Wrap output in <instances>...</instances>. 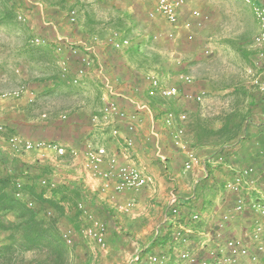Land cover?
Masks as SVG:
<instances>
[{"label":"crops","instance_id":"obj_1","mask_svg":"<svg viewBox=\"0 0 264 264\" xmlns=\"http://www.w3.org/2000/svg\"><path fill=\"white\" fill-rule=\"evenodd\" d=\"M59 2L0 0V126L4 128L0 146L4 148L10 136L34 141L44 138L80 149L94 142L104 146L106 157H114L117 165L130 163L139 167L151 178L152 185L137 193L102 192L100 181L92 180L80 161L75 169L60 167L55 174L57 164L41 163L34 154L13 156L9 151L0 156V178H20L26 185L34 176L31 181L36 186L40 178H46L56 186L49 195L41 190L45 198L61 188L64 200L63 214L57 222L59 233L73 226L72 217L67 216L73 210L72 204L83 202L88 208L94 203L95 217L108 222L115 234L109 231L107 235L113 251L107 257L97 252L81 255L78 260L84 264H139L145 252L148 262L153 255H165L167 264H173L180 250L205 258L216 222L234 203L233 195L225 188L226 180L233 175L231 167L255 166L251 149L257 144L259 125L264 123V112H259L261 91L248 74L253 71L264 84V72L254 65L256 50L252 42L246 45V35L229 31L223 32L221 44L216 43L215 36L222 27L217 24L238 20L231 11L235 3L217 6L211 0H186L180 12L181 23L193 22V6H201L209 19L201 27L192 23L189 30L181 28L176 38L169 41L165 34L170 27L157 15L149 18L152 9H144V0H92L85 12V24L79 23L77 30L84 34V39H80L93 48L89 54L81 50L93 65L74 85L71 78L80 66L78 58L67 50L56 55L51 45L35 46L28 41L38 36L50 42L53 34L52 39L62 36L73 44L80 42L69 39L68 21L56 12L62 5ZM238 3L247 7L253 17L250 4L246 2L244 6L241 0ZM63 6H68L66 0ZM114 32L128 39L130 46L114 51L105 45L106 37ZM90 33L94 35L88 36ZM155 34L161 36L153 40ZM63 67L67 72L62 71ZM149 77H155L163 88L173 89L176 95L164 99L157 91L150 94ZM183 77H190L191 82H184ZM16 92H20L17 97L13 96ZM111 94L123 111L141 119L136 131L129 135L133 147L126 155L123 138L128 135L124 124L117 121L105 126L99 113L103 98ZM194 96H201L199 104L189 98ZM166 112L185 116V121L176 120L175 126L183 129V142L199 157L190 172L183 171V153L172 145L173 130L163 125ZM92 116L99 117L94 126L89 123ZM245 116H251L254 127L243 128L240 123ZM114 126L121 130L119 138L110 135ZM220 156L224 158L222 164L216 163ZM43 168L47 172L39 176ZM259 170L264 175V166ZM173 197L177 198L179 211L175 219L170 211ZM255 198L257 194L249 197ZM119 203L133 206L126 213H118L114 206ZM192 213L200 216L195 225L188 222ZM76 220L80 223L79 214ZM256 220L248 210L236 215L227 223L224 238L248 242ZM6 237L0 232V245L6 243ZM67 247L68 257L77 253L78 247L73 252ZM94 247L99 252L95 244ZM250 248L254 250L251 244ZM37 254H25L24 262L37 264Z\"/></svg>","mask_w":264,"mask_h":264},{"label":"built area","instance_id":"obj_2","mask_svg":"<svg viewBox=\"0 0 264 264\" xmlns=\"http://www.w3.org/2000/svg\"><path fill=\"white\" fill-rule=\"evenodd\" d=\"M251 5L255 21L258 26V32L252 39V45L256 50L254 57L255 67L264 72V0H246ZM186 0H154V7L149 12V18H154L156 15L163 19L170 30L165 34L167 40L173 41L181 28L190 29L193 23L196 27H201L202 23L209 19L205 13L193 9L190 11L191 22L181 23L180 12L185 7ZM21 20L22 18L19 17ZM68 22L75 25L77 21L76 12L71 10L67 16ZM160 34L153 35V40H157ZM29 44L35 46L51 45L56 55H61L65 50L69 52L72 57L78 58L80 66L76 69L71 81L77 85L82 77H84L89 69L92 68L93 61L87 56L92 51V46L80 41L73 44L70 40L64 37H57L52 44L46 40L33 36ZM105 45L114 51H121L130 46L128 39L120 38V34L114 32L108 35L105 39ZM81 50L88 54H81ZM62 71L67 72V68L63 67ZM248 74L253 78V84L257 85L261 92L264 91V84H261L255 73L249 71ZM184 82L190 83V77L181 78ZM150 81V94L155 91L159 93L164 99H170L176 95L173 89H165L160 85V82L155 77H149ZM20 92H16L13 96L17 97ZM114 95L103 98V106L100 109V117L104 125L116 123L120 121L124 124L127 132V137L123 138V155L133 147V140L129 135H132L139 124L141 119L138 115L128 114L123 111L118 103L113 99ZM195 103L201 102V96L189 97ZM64 120V117L62 118ZM99 117L92 116L90 122L94 126ZM185 121V116L179 115L176 117L172 112H166L162 118L163 125L172 129L171 142L174 148L183 153V171L190 172L199 162L198 155L183 142V129L176 127L175 122ZM4 132V128L0 126V133ZM110 135L113 138H119L121 130L119 127L114 126ZM6 151L11 155L18 156L22 154H34L37 161L41 163L46 162L49 164H58L62 162L74 163L80 161V165L86 174L92 179L100 181V190L105 192L112 190L115 194H123L127 192L137 193L149 189L152 185L151 178L146 176L143 171L134 164L117 165L114 157H106V150L101 144L94 142L88 143L83 148H73L63 146L54 142L40 141V140H25L18 136H10L6 140L5 147L0 146V156ZM223 157H218L216 163H224ZM233 175L230 179L226 180L225 188L234 197L233 205L223 214L220 215L219 220L216 222L213 232L211 233L210 243L211 246L207 247L206 257L199 258L192 255L190 252L180 250L177 253V260L173 264H240L251 262L250 264H261V258L264 256V175L261 170H257L253 166L245 167H231ZM39 185L44 189L45 195H49L55 188V184L46 178H40ZM25 183L22 179H15L13 181V197L24 203L27 208H36L35 201L24 189ZM252 194H257L258 198L250 200ZM263 197L259 199L260 197ZM172 207V217L178 218L179 211L177 209V198L173 197L170 200ZM133 204H115L114 209L118 213H126L130 210ZM245 210L250 211L255 215L258 220L254 223V229L249 234L248 242L240 238H224L223 232L227 223L236 215L242 214ZM76 211L79 214L80 225L76 229L68 226L60 231L62 241L72 247L77 238H84L89 242L95 244L102 252L108 250L106 245L107 227L105 223L93 215V213L84 205L79 202L76 206ZM43 218L49 219L54 216V212L50 208H46L42 213ZM200 220L198 213H192L188 216L190 224H197ZM181 238V235H180ZM185 242V238H184ZM250 244L254 250L250 248ZM168 258L165 255H153L149 259V264H167Z\"/></svg>","mask_w":264,"mask_h":264},{"label":"trees","instance_id":"obj_3","mask_svg":"<svg viewBox=\"0 0 264 264\" xmlns=\"http://www.w3.org/2000/svg\"><path fill=\"white\" fill-rule=\"evenodd\" d=\"M60 3L63 6L64 1ZM260 95L259 112H264V91L260 92ZM240 124L245 130L249 125L255 126V124H252L251 116H245ZM259 126L257 144L251 149L255 162L253 165H255V168L259 167L256 168L257 170L264 166V123ZM244 133L243 137L245 139ZM244 139L242 140L244 141ZM43 172H47L46 168L39 172V176L44 175ZM35 178L32 176L31 180H35ZM31 180L29 179L24 189L35 201L36 208L34 209L27 208L24 203L13 197V181L9 177L0 178V217L3 216L8 219L7 221L0 220V232L7 234L6 243L0 245V259H6L8 264H18L20 262L19 257L22 256V260L25 254L37 252L40 255L36 258L37 264H63L68 254V247L61 240L57 229V222L63 214L61 205L64 200L63 195H61L62 189L57 188L52 192L51 197L45 198L41 190L39 192L35 191L36 182ZM46 208L53 210V217L43 218L42 213ZM73 212V218L76 220L78 216L76 206H73ZM78 226V224H73L72 227L77 229ZM147 255L148 252H145L138 263L149 264Z\"/></svg>","mask_w":264,"mask_h":264},{"label":"rangeland","instance_id":"obj_4","mask_svg":"<svg viewBox=\"0 0 264 264\" xmlns=\"http://www.w3.org/2000/svg\"><path fill=\"white\" fill-rule=\"evenodd\" d=\"M53 1V0H52ZM63 1H65V0H60V2H63ZM67 1V5L68 6H61V8H59L56 12H58L59 13V15H61L62 17H64L65 19H67V16H68V14H69V12L71 11V10H74L75 12H76V16H77V21H76V24L75 25H71L70 23H66L67 24V27H66V29L67 28H69L70 29V34H69V39L71 38V39H73L74 41L77 39V40H79L80 39V37L82 38V39H84V34L82 35V34H79V32H78V28H77V25H79V23H80V25H83L84 26V24H85V12H87L86 10H87V6H89L90 5V3H92V0H80L81 2H82V4H78V2H77V0H66ZM145 2H146V5L144 6L145 8L144 9H148V10H151V9H153V6H154V0H144ZM203 1H206V0H203ZM202 0H196V2L197 3H199V2H203ZM215 5H217V6H220V5H218V4H223V2H234L235 3V6H233V9H232V7L230 8V9H232L231 11H232V14L234 15L235 13L237 14V19L238 20H235L234 19V21H232V22H230V21H228L227 23H218L217 25H220V26H222L221 28H219V30H220V32L218 31L217 32V35L215 36L216 37V43L217 44H221V42L222 41H224V38H220L221 36H223L224 34H223V32H225V33H227V32H236V33H238V35H246L247 37H248V40L246 41V45H248L249 44V42L250 41H252V39H253V37L256 35V22H255V18H253L254 17V15H253V17H252V15L250 14V12H249V10L247 9V7H243V6H241V5H239L238 6V0H211ZM69 3V4H68ZM241 3H242V5H244V6H246V2L244 1V0H241ZM83 5V7H81ZM199 5V4H198ZM237 5V6H236ZM194 7V9H197V10H199V11H201L202 12V7L201 6H193ZM150 8V9H149ZM236 10V11H235ZM66 21H68V19L66 20ZM236 21V22H235ZM65 24V25H66ZM52 26H55V24L52 22ZM219 26V27H220ZM59 32V31H58ZM62 32V31H61ZM91 34V33H90ZM88 35V36H91L92 37V35H94L93 33L91 34V35ZM52 36H50L51 37V39H48V41H50L49 43H53V42H55V40H56V38L55 39H52V37H53V34H51ZM67 35V34H66ZM248 35H250V36H248ZM245 36V37H246ZM60 37H62V36H60ZM66 37V36H65ZM214 37V38H215ZM68 38V37H67ZM75 38V39H74ZM90 38V37H89ZM89 38H87V39H89ZM30 39H31V37L28 39V41H30ZM237 40V39H236ZM236 40H234L233 42L235 43V41ZM73 41V42H74ZM79 41H83V40H79ZM170 41V40H169ZM234 43H231V45H233L234 46ZM222 44H224V43H222ZM57 120V119H56ZM59 120V119H58ZM63 121H65V120H62V122ZM58 123V122H57ZM89 123H90V121H89ZM44 138H41L40 139V141H45V140H43ZM44 163H46V162H44ZM52 164V163H51ZM57 171H55V174H58V172H60V167H64V168H68V169H70V170H72V169H75V167H76V165H74V163H66V162H62V163H58L57 164ZM79 169V168H78ZM37 187H38V192L40 191V190H42L43 188L39 185V183H38V185H37ZM44 190V189H43ZM72 206H74V204H72ZM88 209L93 213V215H94V203H93V205L91 206H88ZM73 211V210H72ZM72 211L71 212H69V214L67 215L68 216V219H69V217L71 218L70 219V222L71 223H73V224H75V225H80V223H77V220L75 221L74 220V218H73V214H70V213H72ZM0 220L2 221H7L8 219L6 218V217H3V216H1L0 217ZM105 221V220H104ZM105 223V222H104ZM105 225H106V227H107V235H108V232L110 231V232H112L113 233V235H115L114 234V232H113V230L111 229L112 227H109V224H108V222H106L105 223ZM79 227V226H78ZM78 239V240H77ZM76 240H77V244L75 245H73V247H69L71 250L70 251H72L73 252V250L76 248V247H78V249H77V253L75 254H73L72 253V257H68L67 256V258L64 260V262H63V264H84V262H79V258H80V256L82 255L83 257H85V256H87L88 254H93L94 255V253L95 252H97V253H101L103 256H105V257H107V256H109L110 254H111V252L113 251V247H111L109 244H108V241H107V236H106V244H107V248H108V250L106 251V252H102L101 250H99V252H98V250H97V248H95L94 247V244L93 243H91V242H89L88 240H86V239H84V238H82V237H80V238H77ZM118 239H116V241H117ZM113 241V240H112ZM117 243V242H116ZM85 244H87V245H85ZM70 254H71V252H70ZM151 255H153V253H151ZM37 256H38V254H37ZM22 257V256H21ZM21 257H19V263L18 264H28V262H24V260L22 259L21 260ZM24 257V256H23ZM116 257V259H117V261L119 262V263H121V260H119V258H118V255L117 256H115ZM73 261H74V263H73ZM0 264H8V262L6 261V259H0Z\"/></svg>","mask_w":264,"mask_h":264}]
</instances>
